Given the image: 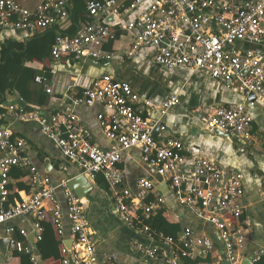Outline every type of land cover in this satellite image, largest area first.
I'll return each mask as SVG.
<instances>
[{"label":"built area","instance_id":"2783aa9c","mask_svg":"<svg viewBox=\"0 0 264 264\" xmlns=\"http://www.w3.org/2000/svg\"><path fill=\"white\" fill-rule=\"evenodd\" d=\"M71 0H44L35 11L20 0H0V33L12 29L45 30L69 18L67 7ZM145 0H133L122 9L119 0L87 1L91 22L81 26L75 35L58 34L52 49L54 60L88 58L111 62L116 51L106 48L108 42L118 41V33H126L131 45L123 50L125 58L137 56L142 49L151 50L152 61L167 71L186 69L192 73L203 72L217 82L225 84L245 102L208 104L197 106L194 117L208 131L219 130L232 137L253 142L254 119L249 107L260 102L264 105V0L220 3L218 0H154L136 17L127 21L119 19L114 26L102 20L103 15L118 17L135 11ZM240 42L254 45L239 48ZM35 80L48 79L37 75ZM69 106L47 115L28 112L16 105L10 113L22 121H37L43 134L61 151L64 158L78 164L81 174L91 182L102 174L112 192L113 208L130 228L143 236L135 240L134 247L146 264H184L215 249L209 237L201 236L187 227L179 235L166 234L152 228L146 219L165 209L160 193L148 179H141V196H136L124 182L119 165L125 150L138 149L143 160L156 169L168 184L181 206L190 208L198 216L214 225L219 231L223 246L220 262L196 264H242L241 255L246 245L254 240L247 220L243 219V174L233 167L223 168L206 156L192 157L185 152L183 142L173 136H154L160 123L153 114H169L180 102V94L170 95L156 103L144 98L128 81L106 74L94 78L89 88L69 97ZM102 105L104 111L97 116L103 134L115 142L111 148L100 146L92 131L75 113L74 107ZM0 147L11 150V156L0 160V225L17 217L33 218L34 240L42 239L43 224L51 217L58 233H63L62 206L57 198V186L43 178L32 159L25 155L23 142L13 141L11 132L0 126ZM13 168L27 170L32 177V189L27 197L11 204L9 198V171ZM67 208L73 222V250L63 259V264H117L110 258L97 257L95 240L81 197L67 189ZM148 199L149 202L145 201ZM9 227L7 232L13 233ZM27 239L28 231L20 230ZM145 239L157 244H147ZM8 255L0 246V262L16 251L29 254L33 264H46L31 245L9 238ZM264 256L259 248L250 259L252 264ZM144 259V260H145ZM148 262V263H147Z\"/></svg>","mask_w":264,"mask_h":264},{"label":"crops","instance_id":"0c3cea01","mask_svg":"<svg viewBox=\"0 0 264 264\" xmlns=\"http://www.w3.org/2000/svg\"><path fill=\"white\" fill-rule=\"evenodd\" d=\"M20 1L23 6L35 11L43 0ZM153 1L145 0L135 11L127 15L123 14L122 17L105 13L102 20L114 26L119 22V19L127 21L136 17L142 10L150 6ZM218 1L220 3H228L260 0ZM132 2L133 0H119L122 9L128 5L130 6ZM68 20L69 18L59 22V26ZM46 31L47 29L5 30L0 33V46L27 43L33 37ZM58 34L60 32L56 30V38ZM110 44V50L116 51V56L111 62L101 66L90 64L86 59L65 58L63 60H54L50 54L44 58V61L26 60L24 64L38 70L39 73L37 75L46 77L48 79V87L50 86L53 89V92L48 94L45 83H39L34 79L31 84L33 102H37L39 93L44 91L49 96L56 97L48 105L27 102L20 95L10 92H6L5 101H0V108L4 109L0 116L5 122L1 126L11 130L14 139L24 142L25 153L32 159L41 176L57 186V198L62 206L63 223V233L59 235L63 238L65 247L69 248V250L67 248L68 256H70L75 242L71 241L73 240L71 233L73 222L67 208L66 188L64 185L66 184L69 191L74 192L69 189L68 182L70 179L81 175L80 167L77 163L66 160L63 157L60 149L43 134L39 122L19 120L10 113L9 108L11 105L21 107L18 103L12 104V101L22 98L27 103L44 110L46 114L41 113L42 115H47L57 109L69 106L71 103L69 97L80 94L89 88L94 78L109 74L118 79L128 81L136 92L156 103L163 102L170 95L180 94L181 102L169 114L163 117L158 113L153 114L152 119L158 120L161 124L158 137H176L183 142L186 154L192 157L206 156L212 158L223 168L233 167L243 174L245 191L242 199L245 205L243 219L247 220L248 223L246 224L254 236V240L247 244L243 250L241 255V262L243 263L246 257L250 258L259 248H264V150L255 147L256 138L254 140L255 133L260 132L261 135L256 141L260 144V147L264 148V105L257 102L254 106L249 107L254 119L252 143L239 137L208 131L198 118L194 117L193 110L197 106L242 103L245 102L244 97L234 93L225 84L217 82L203 72L192 74L186 69L167 71L160 68L152 61L151 50L148 48L142 49L133 58H125L123 50L128 49V36H124L121 42L114 41ZM238 46L242 49L255 47L246 42H240ZM74 111L92 131L97 144L106 148H111L115 145V142L105 137L97 119L98 114L104 111L102 105L75 106ZM9 154V150L0 149V159ZM119 167L124 173V182L138 197H142L141 188L139 187L141 179L145 178L153 183L159 191L163 201L162 204L165 207L159 212H164L172 223H180L181 228L176 235L181 234L185 228L190 227L195 232L200 233L201 236L212 239L215 249L210 250L206 254L202 253V250L197 249L200 255L197 259H201L202 263L205 261H208L205 263H218L223 259V246L220 242L218 229L204 218L198 216L190 208L181 206L178 203L174 192L167 187L166 182L156 169L143 160L140 150H125ZM9 175L8 190L10 194L18 193V198L15 199V202H18L22 198L27 197V193L32 189L30 184L32 177L30 175L14 177L13 169L9 171ZM1 179L0 170V182ZM91 184L92 187L82 185L84 190L83 197L74 193L82 198L85 205L88 222L96 243L97 257L100 260L110 258L117 264H146L147 260L145 258L144 260L134 247V241L143 240V236L125 224L117 215L113 208L112 192L107 182L106 184L105 182L98 183L96 179ZM144 200L149 202L148 199L144 198ZM33 222V218L22 216L1 224L0 240H5L12 236L22 240L25 245L29 244L34 247L29 239V236L34 234ZM9 227L14 229L13 233L7 232ZM22 229L28 231L27 239L21 236L20 230ZM145 241L147 244H157L155 241L148 239H145ZM34 242L37 245V241L34 240ZM0 246L2 248V242H0ZM35 249L40 254L38 248ZM17 252L25 253L23 251ZM13 255L14 253L6 258L9 259ZM42 260L45 262L43 258ZM184 262L185 260H183ZM71 264H73L72 260Z\"/></svg>","mask_w":264,"mask_h":264},{"label":"trees","instance_id":"16d2710c","mask_svg":"<svg viewBox=\"0 0 264 264\" xmlns=\"http://www.w3.org/2000/svg\"><path fill=\"white\" fill-rule=\"evenodd\" d=\"M86 2L87 0H72L71 4L67 7L69 20L66 21V23H60V26L59 23L51 26L45 33L40 35L38 34L29 42L0 46V101H5L4 96L6 92L18 94L27 102L38 105H48L51 100L54 101L55 96L51 97L44 91H41L38 95V99L36 100L37 102H33L31 84L39 71L33 67L26 66L24 62L26 60L44 61L45 57L49 54L51 55L52 44L55 42L56 38V30L60 32L62 36H73L81 26L91 22L92 17L88 14ZM118 36L119 42L124 39V36H128L129 44L127 47L129 48L132 42L131 37L122 32H119ZM110 43H113V41L108 42L106 44V48L110 49ZM3 112L4 109L0 108V114ZM4 123V119L0 116V126ZM27 175H29V173L28 171H25V169L13 168L14 177H24ZM97 182H105L106 184V180L101 174H98ZM16 198H18V193L10 194L7 202L5 203V207L8 208L11 204H15ZM146 223H148L152 228L170 235H176L181 228L180 223H172L164 212H159L156 215L148 217L146 219ZM42 224V239L37 242V248L41 257L45 260L46 264H63V259L66 256L64 252L65 245L63 243V238L58 233L54 220L51 217H46L42 221ZM3 260L5 262L1 261L0 264H33L29 254L17 251L9 259L6 258V260ZM197 262L203 261L201 259H197V261L192 262L191 260L186 259L184 264H196ZM255 264H264V256H261Z\"/></svg>","mask_w":264,"mask_h":264},{"label":"water","instance_id":"95a60500","mask_svg":"<svg viewBox=\"0 0 264 264\" xmlns=\"http://www.w3.org/2000/svg\"><path fill=\"white\" fill-rule=\"evenodd\" d=\"M90 64H93L95 66H101V65H106L107 62H102L96 59H91L88 58L86 59ZM18 103L21 107H23L26 111L28 112H40L42 114H46V112L44 110H42L41 108H38L36 106H33L29 103H27L25 100H23L22 98L16 99L12 101V104ZM161 124L159 123L155 130H154V136H158L159 135V128H160ZM216 133L221 134V135H228V134H224L223 132L219 131V130H215ZM82 185H87V187H92V184L90 182V180L88 179L87 176L81 174L78 175L72 179L69 180L68 182V187L69 189L73 190L77 195L83 197L84 196V190L82 188ZM167 187L168 184L166 183ZM161 189V187H160ZM29 239L31 241V243H33L34 248H37L38 246L35 244L34 242V234L32 236H29ZM73 242V240H71ZM0 242H2L3 246H2V251L4 255H8L9 249H8V244H9V238L5 239V240H0ZM70 246H71V242H70ZM68 248V247H67ZM69 250V248H68ZM242 264H252V260L249 257H246L243 261Z\"/></svg>","mask_w":264,"mask_h":264},{"label":"bare ground","instance_id":"6f19581e","mask_svg":"<svg viewBox=\"0 0 264 264\" xmlns=\"http://www.w3.org/2000/svg\"><path fill=\"white\" fill-rule=\"evenodd\" d=\"M43 1H44V0H43ZM43 1H42V2H43ZM87 1H88V0H87ZM94 1H101V0H94ZM42 2H41V3H42ZM71 2H72V0L70 1L69 5L71 4ZM86 3H87V2H86ZM130 5H131V4H130ZM128 7H129V5H128ZM58 23H59V22L57 21L55 24H58ZM55 24H53V25H55ZM53 25H52V26H53ZM50 27H51V26H50ZM50 27H49V28H50ZM46 29H48V28H46ZM35 78H36V77H35ZM39 124H40V123H39ZM40 127H41V125H40ZM1 128L7 129L6 127H1ZM8 130H9V129H8ZM9 131L11 132V130H9ZM11 138H12L13 141H21V142H23L22 140L14 139V138H13V135H12V132H11ZM23 146H24V142H23ZM0 149H6V150H9V151H10V154H9V155L3 156L2 158H4V157H8V156H11L12 153H11V150H10V149H8V148H2V147H0ZM23 153L26 155V153H25V147H24V152H23ZM2 158H1V159H2ZM1 159H0V160H1Z\"/></svg>","mask_w":264,"mask_h":264},{"label":"rangeland","instance_id":"374dc122","mask_svg":"<svg viewBox=\"0 0 264 264\" xmlns=\"http://www.w3.org/2000/svg\"><path fill=\"white\" fill-rule=\"evenodd\" d=\"M192 74H193V73H192ZM255 135H256V136H255ZM255 135H254V140H255V138H256V140H257V139L259 138V136L261 135V133H260V132H256ZM256 140H255V147H258L259 149L264 150L263 147H260V146H259L260 144H259Z\"/></svg>","mask_w":264,"mask_h":264}]
</instances>
